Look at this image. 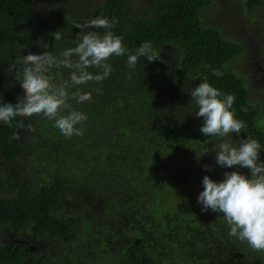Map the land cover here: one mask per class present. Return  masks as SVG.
<instances>
[{
	"label": "trees",
	"instance_id": "trees-1",
	"mask_svg": "<svg viewBox=\"0 0 264 264\" xmlns=\"http://www.w3.org/2000/svg\"><path fill=\"white\" fill-rule=\"evenodd\" d=\"M227 1L229 21L247 23L263 39L264 0ZM220 2L0 0V103L22 99L24 55L58 56L76 46L83 33L73 21L116 18L111 31L130 52L151 41L160 56L140 57L133 69L127 54L112 56L108 78L69 89L92 95L83 104L69 101L88 117L78 125L82 136L64 137L42 115L0 122V264H264V252L229 235L222 213L197 202L205 175H250L239 165H216L215 151L201 155L218 138L200 131L204 119L190 96L199 83L235 96L244 138L228 139L258 140L264 161V87L234 69L247 66L249 54L212 14ZM257 43L264 80V43ZM52 72L56 83L70 75ZM14 133L19 139L9 142Z\"/></svg>",
	"mask_w": 264,
	"mask_h": 264
},
{
	"label": "clouds",
	"instance_id": "clouds-1",
	"mask_svg": "<svg viewBox=\"0 0 264 264\" xmlns=\"http://www.w3.org/2000/svg\"><path fill=\"white\" fill-rule=\"evenodd\" d=\"M117 23L116 18L107 17H95L83 23L73 21V26L83 33L75 47L64 49L58 56L48 51L24 55L20 61L22 67L17 70L24 95L15 104L0 103V122L11 125L18 116L42 115L54 121V126L64 137L82 136L84 129L78 125H82L88 117L74 109L69 101L83 104L90 101L92 95L79 90L70 93V88L89 82L101 83L108 78L113 70L112 56L127 54L126 66L130 69L137 66L140 57H145L148 62L160 59L151 41L142 42L134 54L130 52L123 44V37L111 31ZM87 29L105 31H85ZM52 36L54 40L61 39L58 31ZM54 68L70 70L69 78L61 79L60 83L54 82ZM213 74L219 77L223 73L213 70ZM95 91L100 93L102 90L96 88ZM190 96L197 108L195 115L204 119L200 128L202 135L218 138L210 150L204 146L201 155L215 151L216 165L222 168L239 165L250 173L246 176L239 171H226L220 181L205 175L197 202L202 205V211L210 209L223 214L230 236L246 241L254 251L264 252V161H260L261 144L249 138L236 139L239 145L229 141L230 134L239 136L245 128V122L235 115L234 95L224 94L203 81L194 87ZM28 131L34 129L29 126ZM17 139L19 135L14 133L9 142ZM203 167L211 170L209 165Z\"/></svg>",
	"mask_w": 264,
	"mask_h": 264
},
{
	"label": "rangeland",
	"instance_id": "rangeland-1",
	"mask_svg": "<svg viewBox=\"0 0 264 264\" xmlns=\"http://www.w3.org/2000/svg\"><path fill=\"white\" fill-rule=\"evenodd\" d=\"M223 3H226L225 8H223ZM227 0H221L220 3H218V6L215 8V11L212 12V14H215L216 19L218 23L223 24L222 28L223 29H229L227 32L229 35H231L232 38L234 39H241L244 42V45L246 46L247 49V54H249V62L247 66L239 64V67L234 65V69L236 71H239L241 73H244L251 82H254L255 84L259 85L260 87H264V80L261 79L260 77V64L259 62L256 64L254 59L259 58L258 52L256 50L259 40H262V44L264 43V38L263 39H255L256 37H260L261 35H256L258 31L256 29H253L251 26L247 25V23L241 25V26H236L234 23H232L231 18H232V12L231 10H227ZM229 4V3H228ZM229 21V25H225V22ZM263 50H260L264 54V47H262ZM262 94V92H261Z\"/></svg>",
	"mask_w": 264,
	"mask_h": 264
},
{
	"label": "flooded vegetation",
	"instance_id": "flooded-vegetation-1",
	"mask_svg": "<svg viewBox=\"0 0 264 264\" xmlns=\"http://www.w3.org/2000/svg\"><path fill=\"white\" fill-rule=\"evenodd\" d=\"M240 138H244V136L240 133ZM212 264H215V263H212ZM234 264H238V263H234ZM240 264H244L242 260H240Z\"/></svg>",
	"mask_w": 264,
	"mask_h": 264
}]
</instances>
